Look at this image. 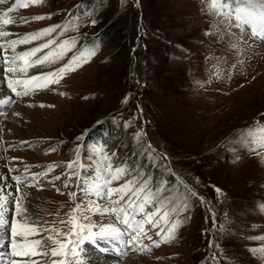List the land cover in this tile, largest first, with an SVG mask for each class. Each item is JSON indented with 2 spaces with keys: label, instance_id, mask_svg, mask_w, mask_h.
<instances>
[{
  "label": "rangeland",
  "instance_id": "obj_1",
  "mask_svg": "<svg viewBox=\"0 0 264 264\" xmlns=\"http://www.w3.org/2000/svg\"><path fill=\"white\" fill-rule=\"evenodd\" d=\"M13 3L7 0L0 10ZM203 7L202 0H44L10 14L48 18L3 26L11 35L0 37V43L51 25L68 26L67 31L57 29L39 40L16 45L17 52L49 39L59 44L76 38L75 47L63 59L32 69L29 75L58 69L78 50L96 48L95 55L48 89L20 97L5 84V93L1 90L3 97L7 94L13 101L7 114L0 109V153L13 184L14 194L9 197L12 218L16 216L12 196L20 195L18 187L24 192L33 183L35 219L43 228L68 231L59 221L67 219L77 203L82 207L89 201L107 204L105 198L85 193L88 184L79 188L76 198L68 195L75 192L74 178L68 180L74 170L66 167L75 158V147L79 144L85 153L82 173H92V180L100 174L102 163L95 149L102 147L108 155L115 153L110 161L113 168L127 164L133 174L142 171L151 177L153 185L163 182L185 193L186 184L198 194L181 213L180 218L187 219L174 241L152 247L150 253L128 251L139 258V264H264L251 251L264 246V241L253 239L264 236L260 207L264 205V160L233 143L240 130L254 121L264 122V44L240 42L243 50L236 53L229 48L233 41L227 35L221 40L211 27L214 17ZM217 27L223 30L224 26ZM2 55L11 57L13 51L5 47L0 49ZM8 66L0 64L2 81L12 75L6 72ZM217 69L222 70L220 78L215 75ZM17 102L21 113L12 108ZM11 115L17 116L15 126ZM137 132L144 133L142 140L136 139ZM148 145L153 158L147 154ZM258 151L264 153V149ZM49 165L58 166L49 170ZM38 172L45 175L38 176ZM13 176L24 178L25 183L17 185ZM130 178L122 177L110 186ZM87 214L93 223H117L115 216ZM149 231L154 240L159 239L154 235L156 229ZM47 235L41 232L33 240ZM19 239V243L26 242ZM50 243L44 239L45 245ZM143 243L150 245L151 241ZM0 244L1 264L12 252V244L6 238ZM84 247L92 259L101 255L91 243ZM102 248L110 250L111 246ZM114 254L120 264L124 257ZM9 257L3 264H11L14 259ZM25 259L43 264L50 258Z\"/></svg>",
  "mask_w": 264,
  "mask_h": 264
},
{
  "label": "snow or ice",
  "instance_id": "obj_2",
  "mask_svg": "<svg viewBox=\"0 0 264 264\" xmlns=\"http://www.w3.org/2000/svg\"><path fill=\"white\" fill-rule=\"evenodd\" d=\"M44 0H15L12 6L6 10H0V37H8L10 32L4 31L3 26L13 25L17 23H27L28 20H42L48 17L32 16V17H15L10 15L17 8H27L30 5H41ZM7 0H0V5H5ZM204 5L203 11L214 17L211 27L219 34L221 40L227 35L231 42L229 48L240 53L243 49L240 42L247 45L249 41L253 44H264V0H202ZM91 23L94 25L96 21L93 19ZM217 24L223 25V30L217 27ZM76 28L75 24L71 25ZM61 29V32L67 31L68 26L51 25L35 32L25 33L22 37L15 40H7L0 43V49L5 47L11 48L13 55L0 56V64L10 65L6 68L7 73L11 76L6 77L7 88L16 96H27L49 88V85L59 84L60 79L66 72L75 71L87 58L95 55L96 48L80 49L78 53L73 55L66 64L46 73L29 75V71L39 66L56 63L57 60L63 59L64 55L76 45V38L63 40L59 44L54 39H49L46 43L37 47L28 49L27 51H16V45L27 44L42 37L49 36L51 33ZM236 29L238 31H233ZM56 45L50 51L41 56H37L43 49H48L51 45ZM20 61L21 63H17ZM242 61H238L241 63ZM235 67V65H233ZM222 70L217 69L215 75L217 78L222 76ZM63 95V93H61ZM11 97L0 99V105L12 103ZM127 102V97L125 98ZM42 107L44 105H41ZM19 115V113H16ZM264 115V114H262ZM144 133L137 132L136 139L142 140ZM238 139L233 141L243 147H247L250 152H255L264 160V153L259 149H264V122L254 121L252 125L240 130L237 133ZM82 140V136L76 138ZM149 158L152 157V147L147 146ZM54 150V149H50ZM101 154L100 174L96 180L89 181L82 173L85 165L80 162V145L78 144L74 151L75 158L70 160L66 167L74 170L69 173L68 180H75L79 184L87 183L86 194H92L105 198L108 203L101 206L95 201H89L87 206L82 207L77 203L71 208L67 214V219L59 221L60 224L66 225L68 231L60 228L50 227L43 228L37 224L29 212V204L27 203L29 193L21 191L18 187L19 196H12L15 204V218L7 216L11 194H5L0 191V230L10 229L12 237V256L28 257L43 256L46 259L43 264H91L84 245L91 243L97 246L99 251H107L99 245L109 241H116L122 249L121 254L131 248L133 252L150 253L152 247H160L161 244L171 243L176 239L178 228L185 222L187 217L180 218L181 213L190 208V198L196 197L198 194L186 184L184 185L186 192L178 193L166 187L163 182L153 185L151 177H145L142 171L135 174L129 169L127 164L121 167L113 168L110 162L115 153L108 155L104 153L103 148L95 149ZM234 151V149H231ZM58 165L47 166L49 170ZM40 176L45 173L38 174ZM122 184L117 187H111L112 181H119L122 177ZM17 185L25 183L24 178L13 176ZM54 179H60L55 177ZM32 180L37 182V176H33ZM183 184V181H181ZM35 183L27 184L26 187H34ZM65 187L68 186L66 181ZM59 191V189H57ZM220 193V189H216ZM69 198H76L77 193H69ZM203 202V198L201 197ZM264 210V205L260 206ZM87 213H99L101 215L115 216L118 224L124 225L122 229L117 223L97 224L93 223L91 217ZM140 218H137V217ZM23 221V222H21ZM215 225V218L213 217ZM147 226V227H146ZM223 228V226H221ZM149 229H156L154 235L159 237L154 240ZM41 232H48L47 237L31 240L30 243L20 244L18 238L28 240L29 236H39ZM55 233V235H52ZM44 239L51 243L44 244ZM264 241V236L253 237ZM144 240L151 241V244H144ZM210 242V247H211ZM254 254H259L264 259V246L251 250ZM159 259V257H158ZM11 264H22L21 261L12 260ZM27 264V261L23 262ZM31 264H39L38 261H31Z\"/></svg>",
  "mask_w": 264,
  "mask_h": 264
},
{
  "label": "bare ground",
  "instance_id": "obj_3",
  "mask_svg": "<svg viewBox=\"0 0 264 264\" xmlns=\"http://www.w3.org/2000/svg\"><path fill=\"white\" fill-rule=\"evenodd\" d=\"M0 71H1V68H0ZM1 89H2V86H1V83H0V99H2L3 98V93L1 92ZM3 94V95H2ZM12 98V97H11ZM12 108H14V110H15V112H19L20 111V113H21V104L19 103V102H17V103H15L13 106H12ZM25 114H28L29 113V111L27 110L26 112H24ZM11 117L12 118H10V122L15 126V123L17 122L16 120H17V116H15V118L11 115ZM18 121H19V119H18ZM5 158V157H4ZM3 158V153H0V191H2L3 193H5V194H11V195H13L14 193H13V189H12V187H13V184H12V181H11V178H10V176L8 175V173H7V170H6V165H5V163H4V159ZM9 172V171H8ZM37 190V189H36ZM24 192H27V193H29V197H28V201H27V203L29 204V212H30V214H31V216H32V218L33 219H35V207H34V204H33V202H34V190H33V188H27L26 187V189H24ZM16 194V193H15ZM6 207L8 208V213H7V216L9 217V218H12L11 216L12 215H10V211H11V209H10V207H9V202H8V204L6 205ZM16 216H14V218H15ZM35 221H36V219H35ZM21 222H23V221H21ZM37 222V221H36ZM2 238H6V239H9L10 241H11V244H12V237H11V232H10V229H4V230H0V239H2ZM33 238H34V236H29L28 237V240H26V242H21L20 244H25V243H30V241L31 240H33ZM21 239H23V238H21ZM19 241H20V239L18 238V243H19ZM2 244V243H1ZM0 244V245H1ZM10 244V245H11ZM111 246V248H110V250H107V251H100L101 252V255L100 256H98V257H96V258H94V259H92L91 258V256H89L90 254L89 253H86L87 254V257H88V259H89V261L91 262V264H117L116 263V254H114V253H116V252H118V255L120 256V257H124V259L120 262V264H139V258L136 256V257H133L132 255H129L128 254V251H130L131 250V248H129L126 252H125V254H121V249H119L120 248V245H119V243L118 242H116V241H109V242H107V243H101L100 244V247L102 248L103 246H105V247H107V246ZM12 249V248H11ZM108 249V248H107ZM0 250H3V249H1L0 248ZM90 250H92V249H90ZM12 253V252H11ZM10 252L8 253V256L6 257V259H8V257L10 256L11 258H13V259H15V260H18V261H21L22 262V264H23V262H25L26 261V259H25V257H14V256H12V254H11ZM92 253H94V252H92ZM133 254V253H132ZM105 256V257H104ZM9 257V258H10ZM34 257V256H33ZM35 257H37V256H35ZM6 259L5 260H3V261H1V264H3V263H5L6 262ZM12 260V259H11ZM121 260V259H120ZM10 261V260H9ZM8 262V261H7ZM39 262V264H42V262H40V261H38ZM27 264H31V262L30 263H28L27 262Z\"/></svg>",
  "mask_w": 264,
  "mask_h": 264
},
{
  "label": "trees",
  "instance_id": "obj_4",
  "mask_svg": "<svg viewBox=\"0 0 264 264\" xmlns=\"http://www.w3.org/2000/svg\"><path fill=\"white\" fill-rule=\"evenodd\" d=\"M82 155H83V153H82Z\"/></svg>",
  "mask_w": 264,
  "mask_h": 264
}]
</instances>
